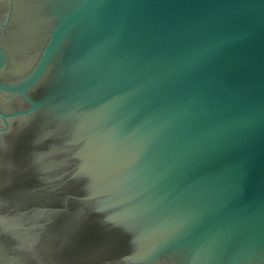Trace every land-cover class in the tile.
<instances>
[{
	"label": "water",
	"instance_id": "95a60500",
	"mask_svg": "<svg viewBox=\"0 0 264 264\" xmlns=\"http://www.w3.org/2000/svg\"><path fill=\"white\" fill-rule=\"evenodd\" d=\"M0 264H264V0H0Z\"/></svg>",
	"mask_w": 264,
	"mask_h": 264
}]
</instances>
